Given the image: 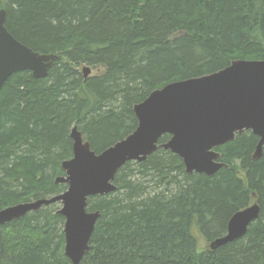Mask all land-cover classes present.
Masks as SVG:
<instances>
[{
	"label": "trees",
	"instance_id": "1",
	"mask_svg": "<svg viewBox=\"0 0 264 264\" xmlns=\"http://www.w3.org/2000/svg\"><path fill=\"white\" fill-rule=\"evenodd\" d=\"M5 27L39 53L57 54L45 78L30 70L0 88V210L64 192L62 163L77 126L97 153L132 133L134 105L172 81L204 76L237 59L264 60V0H0ZM99 73L84 77L83 68ZM118 170V188L90 196L100 211L80 264H264V147L251 130L216 147L213 175L186 171L162 148ZM243 173V174H242ZM258 203L242 237L232 215ZM59 203L0 225V264H73Z\"/></svg>",
	"mask_w": 264,
	"mask_h": 264
},
{
	"label": "water",
	"instance_id": "2",
	"mask_svg": "<svg viewBox=\"0 0 264 264\" xmlns=\"http://www.w3.org/2000/svg\"><path fill=\"white\" fill-rule=\"evenodd\" d=\"M5 13V9L0 10V88L18 71L30 70L36 78L47 77L57 54L39 53L16 39L5 27ZM90 71L91 68L85 65L82 72L85 78ZM133 108L138 117L136 129L99 153L74 126L70 134L73 157L63 161L65 174L55 180L59 184L67 183L68 188L48 198L1 209L0 225L59 202V213L65 217V254L73 264H80L100 216L99 210L87 209L89 197L115 191L118 170L128 161L147 160L157 150L163 135L169 134L171 138L162 143V148L178 154L188 173L215 174L224 165L215 148L245 130L259 136L254 158L261 157L264 147V60L237 59L216 72L172 81L151 92ZM259 212L256 202L237 211L228 222L227 233L212 240L211 248L245 235Z\"/></svg>",
	"mask_w": 264,
	"mask_h": 264
},
{
	"label": "rangeland",
	"instance_id": "3",
	"mask_svg": "<svg viewBox=\"0 0 264 264\" xmlns=\"http://www.w3.org/2000/svg\"><path fill=\"white\" fill-rule=\"evenodd\" d=\"M100 71V70H99ZM98 69H91V71L89 72V75L95 74L96 72L99 73ZM243 174V173H242ZM59 203V202H57ZM60 206V203H59ZM44 207V206H43ZM42 207V208H43ZM40 210V209H39ZM37 211V210H36ZM33 212V211H30ZM192 232L195 236H197V242H198V250L201 252L203 250H206L207 248L210 247L211 249V242L207 241V239L203 236L202 232L200 231V229H198V226L196 224L193 225L192 227Z\"/></svg>",
	"mask_w": 264,
	"mask_h": 264
}]
</instances>
